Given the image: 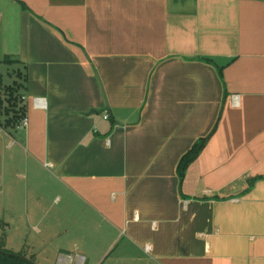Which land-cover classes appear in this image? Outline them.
Listing matches in <instances>:
<instances>
[{
	"label": "crops",
	"instance_id": "1",
	"mask_svg": "<svg viewBox=\"0 0 264 264\" xmlns=\"http://www.w3.org/2000/svg\"><path fill=\"white\" fill-rule=\"evenodd\" d=\"M8 56L29 123L0 126V178L60 263L264 264V0H0Z\"/></svg>",
	"mask_w": 264,
	"mask_h": 264
},
{
	"label": "rangeland",
	"instance_id": "2",
	"mask_svg": "<svg viewBox=\"0 0 264 264\" xmlns=\"http://www.w3.org/2000/svg\"><path fill=\"white\" fill-rule=\"evenodd\" d=\"M17 69H18L17 65H3V64L0 65V73L3 75V81L6 84H12L13 81L18 80L16 76L17 73L15 72ZM14 140L17 141V145H15L16 146L15 149L20 148L19 146L21 144L19 143L20 140L18 139V137H15ZM11 141H13V139L6 137V139H4L2 145L0 146V149H5L4 148L5 144L8 143L9 145ZM7 152L8 151L5 152L6 154L3 159L0 155V164L1 161L4 162L6 160ZM10 153L11 152H8V154ZM22 174H24L25 177L31 178L30 174L25 169L22 170ZM11 180H14L16 182L17 179H14L12 177L11 172L9 170H8L7 180L0 178V186L7 184V191L0 192V224L4 223L5 226L4 233L6 234L5 237H3L2 234H0V238L1 237L3 239L5 238L4 240L7 241L6 248L15 254L23 256L28 260H33L36 264H62L58 261L59 257L61 256L60 254L61 252L56 248L59 247L58 240L55 239L54 241H52V235L37 234L39 233L37 229L32 228L34 225H37V228L42 230L45 227V223L47 219L45 220L44 218V220L39 224L38 221L32 220L31 221L32 227L30 228L28 227L26 212L28 210L27 204L29 203L30 196L32 195L31 188L29 189L28 192V186L26 180L22 179L21 181L16 182V185H14L16 187V190L14 191V187H11V185L13 186V184L15 183H12ZM11 194L12 195L16 194V196L22 200V203L19 204V206L17 204H13L12 206L13 214L10 212L11 203L9 200ZM50 196L51 198L46 203V206L48 207L47 210L49 211V213L53 214L55 213L56 210V209L53 210V208L56 206L55 205L51 206L54 195L50 193ZM50 221L51 220H48L47 226ZM60 237L62 243H67L65 239H67L68 234L67 235L63 234ZM67 244L63 246L65 251L71 250L69 245ZM62 253H67V252H62ZM69 253H71L75 258L72 264H77V257H75L77 255L76 252L71 250ZM114 254H116V252ZM109 260L105 261L104 264H107ZM87 264H93V260H90Z\"/></svg>",
	"mask_w": 264,
	"mask_h": 264
},
{
	"label": "trees",
	"instance_id": "3",
	"mask_svg": "<svg viewBox=\"0 0 264 264\" xmlns=\"http://www.w3.org/2000/svg\"><path fill=\"white\" fill-rule=\"evenodd\" d=\"M17 63H19L18 60L11 59L9 56L0 61V65H13ZM15 72L17 73L16 76L18 80L13 81L12 84H6L3 81V75L0 73V117L4 118L3 120H0V126H3L6 129L19 128L25 118V107L21 103V94L26 89L28 78L24 69H17ZM211 135L212 133L207 137L198 139L192 148L182 156L178 164V175L181 182L185 179L186 172L190 165L199 158L209 142ZM0 264L35 263L32 260H28L7 249L5 246V240L0 238Z\"/></svg>",
	"mask_w": 264,
	"mask_h": 264
},
{
	"label": "built area",
	"instance_id": "4",
	"mask_svg": "<svg viewBox=\"0 0 264 264\" xmlns=\"http://www.w3.org/2000/svg\"><path fill=\"white\" fill-rule=\"evenodd\" d=\"M34 105L38 108L45 109L46 108V101L43 98H35L34 99ZM233 105L236 107L240 105V97L238 95H233ZM104 119H106V120L109 119V115L105 114ZM28 123H29V119L27 117H25L19 128L27 127ZM84 261H85V259L83 256H78V263L79 264H83Z\"/></svg>",
	"mask_w": 264,
	"mask_h": 264
}]
</instances>
